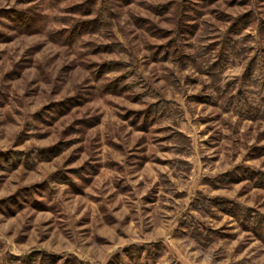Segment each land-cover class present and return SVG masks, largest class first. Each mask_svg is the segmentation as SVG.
I'll return each instance as SVG.
<instances>
[{
  "label": "rangeland",
  "instance_id": "rangeland-1",
  "mask_svg": "<svg viewBox=\"0 0 264 264\" xmlns=\"http://www.w3.org/2000/svg\"><path fill=\"white\" fill-rule=\"evenodd\" d=\"M258 86L264 0H0V264H264Z\"/></svg>",
  "mask_w": 264,
  "mask_h": 264
},
{
  "label": "trees",
  "instance_id": "trees-1",
  "mask_svg": "<svg viewBox=\"0 0 264 264\" xmlns=\"http://www.w3.org/2000/svg\"><path fill=\"white\" fill-rule=\"evenodd\" d=\"M239 24H240V21L236 22L237 26H239ZM237 26H236V28H237ZM230 32H231V30H230ZM228 36H229L228 32L223 33L221 35L222 39H220V41H218V43H219L222 40V44L224 43V45H218V46H220V50H218V53L216 55H214V60H213L214 63L210 64L211 68L208 69L209 71H211V74H215L213 72L214 69L215 70H216V68L220 69V67L223 66V65L226 66L227 65V59L231 56L232 50H235V48H233L234 44H233L232 40ZM224 47L226 49H228V51H229L228 53H230L229 55H227V52L224 53L222 51V49ZM255 59L257 60V58H255ZM255 59L252 60V62L249 63V65H248L249 73L246 76H248L250 78H253L257 74V67L255 65ZM252 82H254V84L256 83L255 80L252 81ZM257 88L260 89V90H258V95L257 96H259V97L264 96L263 88L260 87V86H258ZM241 95L244 96V94L240 93L236 97L229 96V97L225 98V103H224L225 104L224 105L225 106L224 107L225 110H232L234 114H237L239 116H243L244 113H247V114H249L251 116L253 115L254 117H260L261 114H259L257 109L253 107V105L252 106L251 105H247L246 102H243V100L241 98ZM263 100L264 99H261V102ZM249 107H251V108H249ZM152 108H154L156 110L159 109L160 108V103L158 105L153 106ZM195 231H196V235H197L198 238H200L202 240H205L206 242H208V241L210 242V239L209 240L208 239H203V235L208 234V233L202 234L197 229ZM203 231L204 232H208L205 229H203ZM210 233H212V232H210ZM204 244L206 245V243H204Z\"/></svg>",
  "mask_w": 264,
  "mask_h": 264
}]
</instances>
